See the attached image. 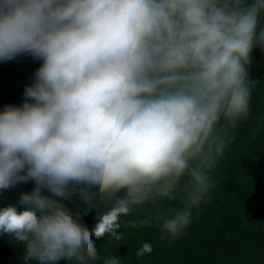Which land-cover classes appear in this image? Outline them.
<instances>
[{
	"label": "clouds",
	"instance_id": "9594fccd",
	"mask_svg": "<svg viewBox=\"0 0 264 264\" xmlns=\"http://www.w3.org/2000/svg\"><path fill=\"white\" fill-rule=\"evenodd\" d=\"M262 16L264 0H0V60H43L23 105L0 112V190L35 182L22 209L0 208L25 261H95L93 236L121 240V215L178 189L161 227L183 233L213 153L250 114ZM77 193L111 205L92 231L62 203Z\"/></svg>",
	"mask_w": 264,
	"mask_h": 264
},
{
	"label": "trees",
	"instance_id": "16d2710c",
	"mask_svg": "<svg viewBox=\"0 0 264 264\" xmlns=\"http://www.w3.org/2000/svg\"><path fill=\"white\" fill-rule=\"evenodd\" d=\"M261 25L264 26V16ZM251 55V64L247 66L253 81L250 114L237 122L222 152L213 153L214 164L205 169L209 190L201 204L193 208L189 226L175 239L162 231L163 218L181 207L183 192L179 189L173 193L175 199H149L119 217L117 231L121 240L107 234L100 239L93 236L99 258L88 264H104L110 256L118 257L120 264H264V49L257 46ZM42 64V59L23 53L0 60V112L9 105H23L27 99L25 89L35 82ZM34 188L35 182L30 179L0 190V208L15 205L22 209V194ZM42 194L51 196L47 189ZM62 203L74 215H80V222L89 231L111 207L97 201L90 208L79 193ZM145 242L152 245V252L137 256ZM24 251L23 243L0 233V264H37L25 261ZM59 264L76 262L61 260Z\"/></svg>",
	"mask_w": 264,
	"mask_h": 264
}]
</instances>
